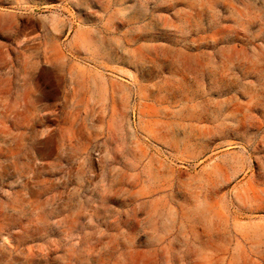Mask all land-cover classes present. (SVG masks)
<instances>
[{
	"label": "rangeland",
	"instance_id": "obj_1",
	"mask_svg": "<svg viewBox=\"0 0 264 264\" xmlns=\"http://www.w3.org/2000/svg\"><path fill=\"white\" fill-rule=\"evenodd\" d=\"M0 264H264V0H0Z\"/></svg>",
	"mask_w": 264,
	"mask_h": 264
}]
</instances>
